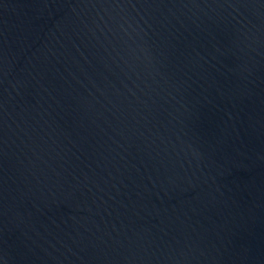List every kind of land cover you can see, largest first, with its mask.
<instances>
[{
  "label": "water",
  "instance_id": "95a60500",
  "mask_svg": "<svg viewBox=\"0 0 264 264\" xmlns=\"http://www.w3.org/2000/svg\"><path fill=\"white\" fill-rule=\"evenodd\" d=\"M3 264H264V0H0Z\"/></svg>",
  "mask_w": 264,
  "mask_h": 264
},
{
  "label": "clouds",
  "instance_id": "9594fccd",
  "mask_svg": "<svg viewBox=\"0 0 264 264\" xmlns=\"http://www.w3.org/2000/svg\"><path fill=\"white\" fill-rule=\"evenodd\" d=\"M0 264H3V262H2V261H0Z\"/></svg>",
  "mask_w": 264,
  "mask_h": 264
}]
</instances>
